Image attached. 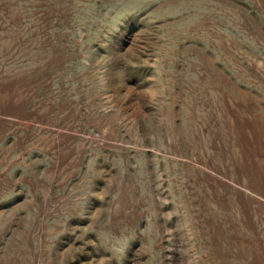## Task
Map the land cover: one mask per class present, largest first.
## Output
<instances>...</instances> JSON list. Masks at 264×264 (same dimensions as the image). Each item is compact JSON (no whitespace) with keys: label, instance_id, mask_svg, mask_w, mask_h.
I'll return each mask as SVG.
<instances>
[{"label":"rangeland","instance_id":"rangeland-1","mask_svg":"<svg viewBox=\"0 0 264 264\" xmlns=\"http://www.w3.org/2000/svg\"><path fill=\"white\" fill-rule=\"evenodd\" d=\"M0 264H264V0H0Z\"/></svg>","mask_w":264,"mask_h":264}]
</instances>
